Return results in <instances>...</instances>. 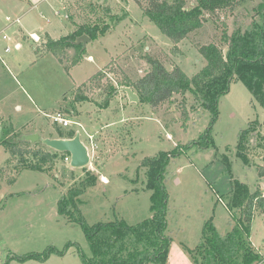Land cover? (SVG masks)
<instances>
[{
  "label": "rangeland",
  "instance_id": "obj_1",
  "mask_svg": "<svg viewBox=\"0 0 264 264\" xmlns=\"http://www.w3.org/2000/svg\"><path fill=\"white\" fill-rule=\"evenodd\" d=\"M186 1L190 6L196 0ZM258 1L243 0L234 13H218L173 44L133 0H0V129L11 128L18 137L29 133L62 137L60 134L73 130L79 131L87 147L88 135L95 144L85 168L73 169L60 156L49 159L42 172L20 174L14 169L17 160L7 164L9 154L0 146V264H82L79 252L90 254L88 242L79 223L58 213V200L88 183L91 186L82 190L76 204L80 214L75 216L86 226L116 221L135 225L151 217V191L146 188L143 160L197 141L210 126V113H189L182 128L179 95L173 96V103L151 108L131 104L117 92L108 107L101 109L102 89L86 91L89 100L82 103L75 102L77 90L110 63L116 70L109 75L111 79L125 75L135 82L150 71L146 57L159 61L168 71L178 66L191 78L204 65L198 48L217 42L224 28L228 34L238 27L248 29ZM112 15L124 19L105 36L82 47L85 53L78 64L73 65L77 52L72 48L62 50L61 56L45 51L49 37L59 40L78 25L109 21ZM30 33L38 37L26 41L24 36ZM16 41L22 45L20 50L14 48ZM189 105L190 100L186 107ZM217 109L209 148L189 149L170 160L167 168L166 223L171 239L167 264H192L189 251L200 242L206 222H212L220 234L231 229L234 222L225 198L231 180L246 183L251 191L259 190L264 196V176L259 175L264 168V109L240 82L231 83ZM57 112L70 121V127L54 123ZM121 119L127 121L121 124ZM107 124L110 128H105ZM251 125L257 131L250 138L253 146L245 140V163L237 156L236 146L240 131ZM25 150L38 148L30 143ZM221 159L229 162L230 174ZM99 173L107 179L104 184ZM93 178L98 179L95 184ZM255 213L250 242L264 257V222ZM51 247L65 249L64 255H51L43 262L15 258Z\"/></svg>",
  "mask_w": 264,
  "mask_h": 264
},
{
  "label": "trees",
  "instance_id": "obj_2",
  "mask_svg": "<svg viewBox=\"0 0 264 264\" xmlns=\"http://www.w3.org/2000/svg\"><path fill=\"white\" fill-rule=\"evenodd\" d=\"M133 1L157 26L161 34L173 44H178L218 13H234L243 0H196L190 6L186 0ZM65 14L68 19V13ZM250 18L248 29L243 30L238 27L228 34L224 28L217 42L201 45L198 48V54L204 65L191 78L178 66L168 71L159 61L146 57L150 71L135 82H131L125 75H122V79H111L109 75L115 74L116 70L112 69L110 63L106 65V70L101 69L96 72L77 90L78 96L75 97V102L82 103L89 100L85 96L86 91L93 88L102 89L104 99L102 104H99L101 109L108 107L120 86L130 87L138 96V104H146L151 108H156L165 102L173 103V96L179 95L182 101L180 105L182 128H185L184 121L188 120L191 112L208 111L211 115L210 126L197 141H190L169 153L160 152L152 158L143 160L142 166L147 168L146 188L151 191L149 219L135 225L116 221L99 223L92 227L86 226L83 221L75 218L80 214L76 204L79 196L84 192L82 190L91 186L90 183L85 184L81 191H70L67 196L58 200V213L72 222L79 223L85 234L90 254L87 256L79 252L82 264H167L171 239L167 235L166 216L169 211V195L165 187V179L170 160L182 156L192 148L200 151L209 148L211 124L218 116V102L228 93L232 82L242 83L252 100L264 109V0H259L254 5ZM123 19V16L112 15L109 21L78 25L59 40L48 38L44 43L45 51L61 56L62 50L72 48L77 52L73 61V65H76L80 62V56L85 53L82 44H75L79 37L86 35L90 41L103 37L113 25ZM225 48H227L226 53L223 51ZM102 81H104L103 85ZM95 83L96 86L93 85ZM188 100L190 105L187 108ZM256 131L255 125H251L238 134L236 154L245 163V140L248 138L249 145L253 146V140L250 138L255 136ZM0 132V146L9 154L6 163L10 164L16 159L14 169L17 174L23 171L42 172L49 159L68 156L57 154L37 143L34 145L37 146L38 151L28 152L25 149L30 143L20 142L18 135L14 134L11 128L2 127ZM74 132L69 130L65 135L60 134V136L71 138ZM221 161L227 167L226 174H230L229 162L226 159ZM259 171V175L263 177L264 168ZM95 181L98 179H94V184ZM225 198H227L226 208L234 224L228 232L220 234L212 222H206L203 225L200 242L189 251L192 264L261 263L264 257L250 242V232L255 212L264 222V196L259 190L253 192L246 183L233 179ZM64 252L65 249L58 251L51 247L39 254L21 255L15 258L19 262L26 260L43 262L51 255L61 257Z\"/></svg>",
  "mask_w": 264,
  "mask_h": 264
},
{
  "label": "water",
  "instance_id": "obj_3",
  "mask_svg": "<svg viewBox=\"0 0 264 264\" xmlns=\"http://www.w3.org/2000/svg\"><path fill=\"white\" fill-rule=\"evenodd\" d=\"M90 41L86 35L79 37L75 44H82L85 48ZM118 92L125 95L127 101L131 104H137L139 102L138 96L130 87L120 86ZM1 137V133H0ZM20 142H28L31 144H39L57 154H67L69 156V166L73 169H82L87 167L91 162V155L89 148L82 141L79 131H75V134L71 138L67 137H40L37 133H29L20 135L18 137Z\"/></svg>",
  "mask_w": 264,
  "mask_h": 264
},
{
  "label": "built area",
  "instance_id": "obj_4",
  "mask_svg": "<svg viewBox=\"0 0 264 264\" xmlns=\"http://www.w3.org/2000/svg\"><path fill=\"white\" fill-rule=\"evenodd\" d=\"M2 39H3V40H8V38H7L5 35H3ZM8 50H9V48L6 47V48H5V51L7 52ZM53 121H54V123H56L57 125H59V126L62 127V128H68V127H70V125H71L70 121H69L68 119H66V118L64 117V115H62L60 112H57V113L55 114V116H53ZM88 141H89V143H90V147H89V145H88V148H89V151L91 152V150H93V149L95 148V144H94V142H93V137H92V135H88ZM64 161L67 162V163H69V156H66V157L64 158ZM263 260H264V259H263Z\"/></svg>",
  "mask_w": 264,
  "mask_h": 264
},
{
  "label": "crops",
  "instance_id": "obj_5",
  "mask_svg": "<svg viewBox=\"0 0 264 264\" xmlns=\"http://www.w3.org/2000/svg\"><path fill=\"white\" fill-rule=\"evenodd\" d=\"M34 36L35 38H37L38 36L35 35L34 33H30V36H24V39L26 40V38H29V39H32V37ZM48 37V36H47ZM50 38V37H49ZM51 39V38H50ZM45 40V39H44ZM27 41V40H26ZM45 42V41H44ZM14 48L17 49V50H20L22 48V45L19 41H16L14 43ZM34 51L36 52V48L34 49ZM122 121H120L119 123L122 124L123 121H125L126 119H121ZM127 121V120H126ZM112 124L113 126L116 125V123H110ZM111 125L107 124L105 128H110ZM97 133V132H96ZM98 148V147H97ZM99 149H100V146H99ZM98 157H96L97 159ZM92 165V164H91ZM92 167H89V170H91ZM99 176L101 178V184H104L105 182H107L106 178L104 176L101 175V173H99Z\"/></svg>",
  "mask_w": 264,
  "mask_h": 264
}]
</instances>
